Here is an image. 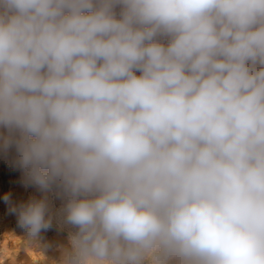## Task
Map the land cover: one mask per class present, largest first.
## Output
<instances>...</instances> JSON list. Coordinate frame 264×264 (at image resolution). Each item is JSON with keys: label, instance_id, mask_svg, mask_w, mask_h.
Here are the masks:
<instances>
[{"label": "clouds", "instance_id": "clouds-1", "mask_svg": "<svg viewBox=\"0 0 264 264\" xmlns=\"http://www.w3.org/2000/svg\"><path fill=\"white\" fill-rule=\"evenodd\" d=\"M0 128L36 264H264V0H0Z\"/></svg>", "mask_w": 264, "mask_h": 264}, {"label": "rangeland", "instance_id": "rangeland-1", "mask_svg": "<svg viewBox=\"0 0 264 264\" xmlns=\"http://www.w3.org/2000/svg\"><path fill=\"white\" fill-rule=\"evenodd\" d=\"M0 134H6V130L0 128ZM17 159L14 147L7 151L0 149V264H36L44 257L20 237L24 230L18 227L16 215L9 211V205L3 199L9 194L13 202L20 204L36 197L39 199L43 194L37 186L28 182L27 175L18 165ZM49 193L55 198L56 206L62 215L66 197L56 188ZM75 230L72 225H60L53 220L52 226L41 232L40 243L46 246L45 255L49 261H57L60 258L61 250L69 246V234Z\"/></svg>", "mask_w": 264, "mask_h": 264}, {"label": "bare ground", "instance_id": "bare-ground-1", "mask_svg": "<svg viewBox=\"0 0 264 264\" xmlns=\"http://www.w3.org/2000/svg\"><path fill=\"white\" fill-rule=\"evenodd\" d=\"M44 195H45L44 193L41 194L39 199L42 198ZM47 196H48V200L50 202V208H51V213H52L53 220L58 222L60 225L64 224L63 219H62V215L60 214V211H59V209L56 206L55 198H53L52 195H50V193H48ZM28 249L31 250V248H28Z\"/></svg>", "mask_w": 264, "mask_h": 264}]
</instances>
